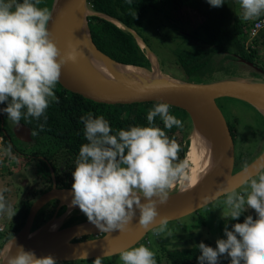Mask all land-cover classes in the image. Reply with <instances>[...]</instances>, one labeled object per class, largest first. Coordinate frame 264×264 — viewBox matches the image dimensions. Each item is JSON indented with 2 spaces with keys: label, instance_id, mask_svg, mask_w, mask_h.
I'll return each mask as SVG.
<instances>
[{
  "label": "clouds",
  "instance_id": "clouds-1",
  "mask_svg": "<svg viewBox=\"0 0 264 264\" xmlns=\"http://www.w3.org/2000/svg\"><path fill=\"white\" fill-rule=\"evenodd\" d=\"M127 2L131 4L132 0ZM40 3L0 0V104L7 102L0 112L16 125L22 118L43 117L47 121L49 105L59 102L54 89L60 82L62 66L76 63L82 56L74 45L65 51L58 47L49 29L52 14L47 7H39ZM208 3L220 7L225 0ZM240 7L239 18L248 21L264 13V0H240ZM157 117L164 128L155 126ZM80 120L87 142L81 145L72 172V206H78L101 232L119 230L122 234L129 230L139 209V224L148 229L159 215L158 205L168 201L170 190L190 180L189 161L179 158L180 144L164 130L181 128L183 121L170 114V105L162 101L147 112L148 126L133 125L113 133L103 115L88 112ZM43 127L40 124L41 130ZM4 151L11 156V144ZM245 184L243 193L228 184L213 197L202 198L206 202L223 196L228 211L222 218L229 221H239L248 209L255 210L256 217L247 215L231 230L226 223L225 238L217 239L216 247L199 243L198 264H220L221 257L229 259L230 264H264V165ZM8 191L0 189V215L13 218L16 211L6 199ZM167 226L168 218L162 217L158 234ZM119 260L122 264H157L155 253L143 244L122 250ZM5 264H56V260L51 255L37 258L34 251L18 246L15 254L6 257ZM94 264H101V259Z\"/></svg>",
  "mask_w": 264,
  "mask_h": 264
},
{
  "label": "trees",
  "instance_id": "trees-1",
  "mask_svg": "<svg viewBox=\"0 0 264 264\" xmlns=\"http://www.w3.org/2000/svg\"><path fill=\"white\" fill-rule=\"evenodd\" d=\"M18 2H22V0H18ZM86 4L91 10L111 15L121 20L125 25L137 30L155 54V50L149 44L148 37L144 33V28L150 26L148 13H154L157 17L160 15L180 35V40L173 49L175 54L174 63L187 75L205 74L207 70L212 69L213 56L225 51H231V56L244 57L246 60L264 70V62L259 61L258 58L260 54L258 45L256 44L257 37L251 40L254 46L247 47L244 42L246 38L244 29L252 24L253 21H243L238 17L234 10L235 2L233 0H225V3L220 7L211 6L208 0H132L131 4L127 0H86ZM193 12L197 13L196 17H193ZM86 21L90 29L91 37H93V40L102 51L122 63L150 69L151 61H149L144 48L130 30L120 27L116 23L98 15L87 16ZM154 36L157 37H155L157 41H161L160 43H163L164 39H167V36L162 31H157ZM186 41H189L188 45L183 44ZM157 60L160 70L163 73L176 78L164 68L162 70L158 57ZM54 91L59 102H52L49 105L45 113L47 116L46 122L41 117L40 120H36L35 118H22L20 123L30 128L33 141L48 138L53 142H57L58 147L65 155L72 158L75 162L79 155L81 145L87 142L83 134L84 125L80 120L81 116L88 112H92L94 116L103 115L109 121L113 133H115L119 129H128L133 125L148 126L147 112L156 103L142 102L119 105L97 102L70 92L64 89L59 83H57V88ZM5 107H7V102L0 104V109ZM133 108H135L134 113L132 112ZM180 110L183 111L182 109ZM2 122H4V125H2ZM40 124H44L43 130L40 129ZM155 126L164 128L163 122L159 117L156 118ZM228 126L233 141H235V127L231 122H228ZM164 130L170 138L177 140L174 128ZM4 131H7L9 134L12 133V121L8 119L6 113L0 112V135H4V148H6L11 143L8 136L4 134ZM33 132L37 134L33 135ZM180 132H182V137L177 142L181 147L178 155L182 160L187 157L190 138L182 128H180ZM56 151L57 149H46L41 150L39 153L34 152L35 155H38L36 157L42 169V176L48 179V184L43 186L41 190L34 192L36 190L35 188L33 191L35 196H39L51 186L52 181L48 164L53 169L57 185L59 187L72 188L73 178L69 179L67 178L68 175H61L52 161L53 157L50 155H54ZM11 156L22 158L21 153L13 148ZM26 158L28 157L26 156ZM30 159L28 158L27 160ZM243 167L235 166L234 171ZM33 200H22L24 207L21 219L19 218L17 221L9 223L8 226H5L4 231H1L3 236L0 239L1 253L4 246L8 243L7 241L22 226ZM56 202L57 199L49 200L38 210L32 229L52 215L54 211L53 204ZM247 215L256 217L253 211L247 210L241 215L239 221H229L226 218L221 219L219 223L221 238H225L223 229L226 223L231 230L236 222L243 223ZM68 221L66 220L63 225L67 224ZM201 242L216 247L214 240L207 237L191 245L172 248L167 252V264H198L197 257L200 255L198 245ZM106 258H100L101 264L106 261ZM95 260H73V263L94 264ZM63 262L71 263V261ZM220 264H230V260L221 257Z\"/></svg>",
  "mask_w": 264,
  "mask_h": 264
},
{
  "label": "water",
  "instance_id": "water-1",
  "mask_svg": "<svg viewBox=\"0 0 264 264\" xmlns=\"http://www.w3.org/2000/svg\"><path fill=\"white\" fill-rule=\"evenodd\" d=\"M84 9L89 10L86 0H52L50 10L52 16L49 22V29L52 32V38L62 51L67 50L70 44L76 46L79 50L77 24L80 13ZM90 11L91 13L84 16V24L87 33H89L91 48L101 53L102 56L110 57L112 61L120 65H133L115 60V58L97 46L93 37H91L86 17L98 15L108 19L106 17L108 14ZM109 16L113 17L111 15ZM113 18L117 19L115 17ZM119 21L123 26L116 23L118 26L130 30L137 40L138 36L143 40L142 35L137 30L125 25L121 20ZM138 42L140 43L139 40ZM143 42L144 45L141 43L140 45L144 48L145 54L147 50L152 51L144 40ZM239 58H241V61L252 65L255 67L254 69L264 74L262 68L254 65L244 57ZM143 69L149 70L146 68ZM115 73L117 76H113L117 78V84L108 85L99 78H97L99 79L98 81L94 80L87 74L81 56L76 63L69 62L62 66V75L58 83L70 92L97 102L129 105L133 103L162 101L167 102L170 106L185 110L193 122L195 119H198L203 123L217 141L216 159L210 179L200 183L185 195H181L177 190L170 192L168 201L165 204L158 205L157 210L159 215L154 224L150 225L148 229L142 228L139 224V209L136 210V216L131 221L129 230L123 234L119 230H114L111 233L101 232L88 218L65 225L61 223L57 228L49 229V224L56 217L64 218L69 213L68 206L61 200V197L72 194V188L58 187L53 169L48 164L52 181L51 187L31 202L22 226L7 241L9 242L11 240L9 254H15L17 247L23 246L26 251L36 252L37 258L51 255L58 262L82 260L85 259V253H87L86 259L103 258L120 253L122 250L140 240L150 228L159 224L162 217H167L169 220L198 209L214 200L210 199L205 202L202 199L203 197H213L218 189L228 184L238 188L250 177L256 175L260 165H264L263 150L257 158L246 165L247 167L244 166L234 171L233 138L225 116L215 101L219 97H232L243 100L256 108L255 105L264 103V81L238 78L208 83H196L176 79L168 75L170 78L133 79L125 82L121 77L123 74L120 71L115 70ZM13 133L20 140L29 141L31 139L29 127L22 123L19 125L14 124ZM54 199H57L59 202L52 215L32 229L39 208L47 201ZM141 199L142 202H146L144 198ZM61 204H64L65 208L58 213V207ZM90 234H95V236L80 239L82 235ZM13 239L14 244L12 246ZM5 260H1L0 264H5Z\"/></svg>",
  "mask_w": 264,
  "mask_h": 264
},
{
  "label": "rangeland",
  "instance_id": "rangeland-1",
  "mask_svg": "<svg viewBox=\"0 0 264 264\" xmlns=\"http://www.w3.org/2000/svg\"><path fill=\"white\" fill-rule=\"evenodd\" d=\"M233 1L235 2L234 10L238 17H240L242 14L240 0ZM51 6L52 0H41L39 5L41 8L47 7L49 11L51 10ZM148 16L150 18V26L144 28V33L147 35L149 44L155 50L159 58L162 70L164 68L174 77L180 80H187V82L196 83H208L238 78L264 81V74L254 69L255 67L252 65L241 61V58L238 56H231V51L215 54L213 56L212 69L207 70L205 74L187 75L183 70L179 69L176 63H174L175 54L173 49L180 40L178 31L166 23L160 15L157 17L154 13H148ZM196 16L197 13L193 12V17ZM261 16H264V13L258 17ZM258 17L248 20V22H254ZM157 31H162L167 36V39H164L163 43L156 40L157 37L154 35ZM256 37V44L258 45L260 54L258 58L259 61L264 62V27L260 29ZM183 44L188 45L189 41L183 42ZM215 101L225 116L226 121L233 123L235 127V166H245L257 158L264 150V118L252 105L243 100L224 96L216 98ZM134 111L135 108L132 109L133 113ZM183 111H181L180 108L178 109L170 106V114L175 115L178 119L183 121V127L181 128L189 135L193 130V121L190 115L186 114V111ZM173 128L176 131L177 140L181 139L182 132H180V128L175 126ZM14 147L21 153L22 158L14 156L9 157L4 151L5 148L0 147V189H9V191L5 193V196L6 199L12 203L16 211V215L13 218L0 215V227H3L2 231H4L5 226H8L9 223L15 222L19 218L21 219L24 207L22 200H31L36 197L33 192H30L28 195L27 192H29L30 185L35 181V187L37 188L34 192H36L48 184V179L42 176V169L36 157L38 155H35L34 152L39 153L41 150L57 149L54 155L50 156L53 157L52 161L58 172L61 175H68L67 178L69 179L73 178L72 172L75 168V161L65 155L58 147L57 142H53L48 138L30 141L29 143L15 142ZM26 156L31 159L27 160L28 158H26ZM23 182H25L24 185ZM246 188L247 185L243 183L237 190L243 193ZM176 190L177 187L174 186L170 192ZM248 190L250 191V188H248ZM223 201L224 197L221 196L190 213L169 219L167 229L159 234V224H157L150 228L140 240L126 249L138 247L143 244L155 253L157 264H167V252L172 248L191 245L207 237L213 239L216 243V240L221 238L219 223L221 219H223V214L228 211ZM248 210L255 213L253 209ZM71 213H74L73 216H76L75 221L79 218L77 217L79 213H77V210L73 209L65 216L64 220L68 219ZM168 231L172 232L171 236L168 235ZM106 261V264H122L119 260V253L107 257ZM56 264L74 263L73 260H71V263L58 261ZM77 264L83 263L80 262Z\"/></svg>",
  "mask_w": 264,
  "mask_h": 264
},
{
  "label": "bare ground",
  "instance_id": "bare-ground-1",
  "mask_svg": "<svg viewBox=\"0 0 264 264\" xmlns=\"http://www.w3.org/2000/svg\"><path fill=\"white\" fill-rule=\"evenodd\" d=\"M89 13H91L90 9H84L80 13L79 22L77 24V38L79 41V50L82 53L83 66L91 78L97 81L100 79L108 85L117 84V78L114 77L117 76L115 70L120 71L123 74L121 77L125 82L133 79L148 80L160 77L170 78L159 69L156 55L150 50L146 51L149 61H151L149 70H144L135 65H120L115 61H112L110 57L102 56L101 53L94 51L93 48H91L89 33H87L84 24V16ZM106 17L118 25L123 26L119 20L114 19L109 15ZM138 40L144 45L141 37L138 36ZM255 107V109L264 117V103L257 104ZM189 135L190 145L186 159L189 161L190 165V180L175 185L177 191L181 195L189 193L194 187L210 179L217 153L216 139L210 133L208 128L198 119L194 120L193 130ZM61 200L67 204L69 212L73 209L81 211L78 206H72V194L69 196H62ZM64 218L56 217L54 221L49 224V229H55L60 226V224L63 223ZM4 248L0 255V261L6 259L8 256L11 249V240L4 246ZM35 255L37 256L36 252Z\"/></svg>",
  "mask_w": 264,
  "mask_h": 264
},
{
  "label": "flooded vegetation",
  "instance_id": "flooded-vegetation-1",
  "mask_svg": "<svg viewBox=\"0 0 264 264\" xmlns=\"http://www.w3.org/2000/svg\"><path fill=\"white\" fill-rule=\"evenodd\" d=\"M55 88H57V85H56V87ZM228 123V122H227ZM2 125H4V122H2ZM13 126H14V123L12 122V133L11 134H9L7 131H4V134H6L7 136H8V139H9V141H10V143H11V146H12V148L13 149H15V147H14V143L15 142H21V143H29L30 141H33L32 140V138L29 140V141H23V140H20V139H18V138H16L15 137V135H14V133H13ZM30 129V128H29ZM30 132H31V130H30ZM30 137H31V133H30ZM5 138H4V135H0V141L3 143V145L5 144ZM234 142V141H233ZM235 145V144H234ZM235 157V156H234ZM235 163V162H234ZM57 182V181H56ZM24 183L25 182H23V185H24ZM52 184V183H51ZM36 186V184H35V181L30 185V187H29V192H27L28 193V195L30 194V192H33L34 190H35V188H37V187H35ZM58 186V185H57ZM51 187V186H50ZM59 187V186H58ZM26 193V194H27ZM38 196H36L35 198H34V200L37 198ZM48 202V201H47ZM58 200H57V202L55 203V204H53V206H54V210L56 209V206H57V204H58ZM63 204H61V205H59V207H58V213H60L61 211H63L64 210V208H65V205L64 206H62ZM43 206V205H42ZM41 206V207H42ZM40 207V208H41ZM39 208V209H40ZM74 210H77V209H74ZM71 212V211H70ZM82 211H79V210H77V213H79V214H77L78 216L77 217H79L76 221H78V220H82V219H85V218H87V216L82 212ZM73 214L74 213H71L70 214V216H69V218L68 219H66V220H69L68 222H67V224H69V223H72V222H76L75 221V217L76 216H73ZM66 220H64L63 221V223L66 221ZM95 236V234H90V235H82L81 237H80V239L81 238H84V237H94ZM107 257H109V256H107ZM94 259H97V258H94ZM82 260H86V259H82ZM106 262L107 261H105V262H103L102 264H106Z\"/></svg>",
  "mask_w": 264,
  "mask_h": 264
},
{
  "label": "built area",
  "instance_id": "built-area-1",
  "mask_svg": "<svg viewBox=\"0 0 264 264\" xmlns=\"http://www.w3.org/2000/svg\"><path fill=\"white\" fill-rule=\"evenodd\" d=\"M264 27V16H261L257 18L252 24H250L247 28L244 29V32L246 34V46H254V44L251 43V40L255 38L260 31ZM0 147H4L3 143L0 141ZM3 227H0V239H2V231Z\"/></svg>",
  "mask_w": 264,
  "mask_h": 264
}]
</instances>
